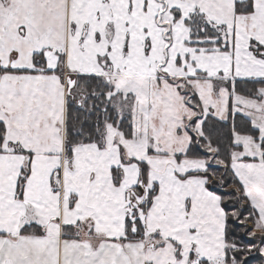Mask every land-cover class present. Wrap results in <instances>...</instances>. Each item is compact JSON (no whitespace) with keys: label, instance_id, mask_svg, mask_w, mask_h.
Here are the masks:
<instances>
[{"label":"snow or ice","instance_id":"snow-or-ice-1","mask_svg":"<svg viewBox=\"0 0 264 264\" xmlns=\"http://www.w3.org/2000/svg\"><path fill=\"white\" fill-rule=\"evenodd\" d=\"M0 264H264V0H0Z\"/></svg>","mask_w":264,"mask_h":264}]
</instances>
